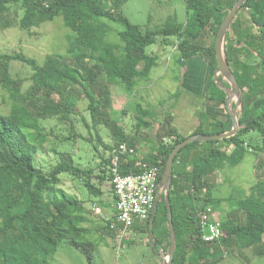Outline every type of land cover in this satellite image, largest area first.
I'll use <instances>...</instances> for the list:
<instances>
[{"label": "trees", "instance_id": "obj_1", "mask_svg": "<svg viewBox=\"0 0 264 264\" xmlns=\"http://www.w3.org/2000/svg\"><path fill=\"white\" fill-rule=\"evenodd\" d=\"M235 1L185 0L184 22L173 15L163 25L152 28L130 21L121 12L124 0H0V11L6 10L9 2L22 4V29L37 25L39 20L60 16L76 34L73 42L68 41L64 54H49L42 63L22 52H0V86L11 99L9 112H0V264H52L50 258L63 240L91 260L95 244L84 238L87 228L82 224L83 202L59 187L60 175L67 173L78 178L89 193L100 196L93 205L109 207L110 203L102 200L101 186L92 181L94 168L83 166L75 157L81 133L74 126L66 135L55 133L56 128L67 123L72 125V116L81 114L78 101L86 99L92 128L104 124L113 131L112 144L103 143L98 135V142L105 150L122 141L134 146L113 119L116 110L112 106V87L121 85L127 94H133L139 79L148 78L157 64L158 55L148 54L146 48L157 41L168 44L172 36L177 38L180 63L202 56L216 68L215 37ZM242 10L248 11V23L240 15ZM102 18L124 25L117 33L119 43L106 40L109 28ZM263 21L264 0H246L225 37L226 60L243 90L239 131L221 140L190 142L174 158L169 190L176 234L172 264H224L227 256L232 257V264H238L242 261L237 258L248 249L257 256L264 255V159L256 164L257 180L250 187V193L228 197L213 194L216 171L239 164L247 153L258 156L264 150ZM12 60L21 61L32 70L31 84L25 91L23 80L12 77L9 72L8 61ZM214 90L225 101V92L217 85ZM138 110L140 113L142 107ZM169 115L163 123L164 137L169 139L165 141L160 136L154 151L142 159L146 166L160 165L159 180L168 154L187 137L168 123ZM49 119L55 120V125L46 131L42 123ZM141 122L149 124L143 118ZM231 126L230 118L220 121L205 114L193 134L220 133L230 130ZM48 141L55 157L45 169L35 162L37 152ZM94 149L98 150L96 146ZM89 153L88 163L94 159L93 153ZM101 157L96 174L99 184L107 179L111 181L110 159ZM138 158L136 155L128 157L127 163L122 162V172L143 170V166L136 164ZM113 201L116 202L114 193ZM226 202L224 210L222 205ZM208 205L217 214L226 212L225 217L218 214L222 235L214 241L202 239L200 212ZM150 217L151 213L144 223L136 222L130 229L146 236L147 245L160 262L155 248L162 247L167 254L170 242L163 193L153 222L154 245L150 242ZM113 219L114 223L118 221L116 213ZM111 223L105 225L109 234L119 232L120 223L115 228Z\"/></svg>", "mask_w": 264, "mask_h": 264}, {"label": "rangeland", "instance_id": "obj_2", "mask_svg": "<svg viewBox=\"0 0 264 264\" xmlns=\"http://www.w3.org/2000/svg\"><path fill=\"white\" fill-rule=\"evenodd\" d=\"M122 2V1H121ZM121 12L129 18L133 23L145 26L150 25L152 28L163 25L168 16L176 15L178 20L184 22L187 17V8L185 0H124L121 4ZM117 9V8H116ZM247 10H242L240 15L243 17L244 22H247ZM23 15V6L20 2H9L6 4V10L0 11V52L1 53H17L23 54L35 58L39 63H42L47 55L59 53L64 54L68 47V41H74L76 36L69 27H67L60 16L55 17L53 20H39L38 24L29 28L22 29L20 27V19ZM109 28L105 38L107 41L119 43L118 31L124 28V25L120 22L109 21L103 19ZM261 23H264L261 22ZM170 43L163 44L157 41L149 45L146 48V52L152 55H158L157 64L152 68L150 77L155 78V84L143 93V99H139L138 96L134 99L130 95L129 105L134 104V107L141 106L145 112H149L156 115L155 118H151V121L161 119V115L166 113L170 114V120L168 123H172L171 108L176 104V98L181 92L179 87V77L182 65L188 63L190 59H187L185 63H180L178 60L179 53L177 48V38L172 36L169 38ZM206 43H210L209 40ZM171 61V62H170ZM9 72L14 78H21L22 90L25 91L31 84V68L18 60L8 61ZM169 65V67H167ZM161 76H158L159 74ZM147 96V97H146ZM180 96V95H179ZM137 101V102H135ZM116 114L113 119L117 125L122 128L123 116L120 110L121 106L117 99L114 98ZM88 101L82 99L78 101V108L81 111L80 115H74L73 124L67 123L56 128L55 133L66 135L68 130L72 126L76 131L81 133V138H78L77 149L74 151L77 161H80L83 166H89L94 168V176L92 181L100 185L104 191V197L110 201L112 198L111 181L109 179L99 184V180L96 178V174L99 173V163L102 160V155L106 158L109 157V150H105L104 145L98 142V135L105 144H112L114 142L113 131L109 126L104 124H96L95 128H92L91 116L87 110ZM11 107V99L8 96V92L0 86V112L8 113ZM137 117L132 116L135 129L147 128L146 122H141V119L147 120L144 112L136 110ZM238 114H240V108H238ZM139 122H141L139 126ZM149 122V121H147ZM160 122V120H158ZM138 123V124H137ZM150 123V122H149ZM46 131L50 130L55 125V120L44 121L42 125ZM88 124V126L86 125ZM150 126V125H148ZM208 128V127H206ZM209 129V128H208ZM98 133V134H97ZM150 129L148 136H150ZM113 137V138H112ZM91 140L86 142L85 139ZM51 146L50 141L46 142L45 146L39 150L36 154V166L49 168L51 162L54 161V153L49 149ZM94 146L98 150L94 149ZM156 146L155 140L148 141V147L143 150V154L152 153ZM63 149V146H60ZM92 152L94 159L88 163L89 155ZM147 154V155H148ZM137 155V154H136ZM264 159V150L255 156L252 153H247L244 159L235 166H226L223 170L216 171L215 181L216 188L213 190V194L216 197H228L229 195L238 196L240 193H250V187L257 180L255 170L256 164ZM57 160V159H56ZM61 183L59 187L63 188L68 193L77 196L82 200L84 209H89L93 213L96 205L93 202L98 201L101 197L95 196L89 193L88 189L84 186L83 182L78 178H75L67 173H62ZM163 190H160V194ZM227 202L223 203L222 208H227ZM94 208V210H93ZM103 209L107 214L111 213V208L108 206ZM95 213V212H94ZM225 217L226 212L218 213ZM86 223V222H85ZM84 226H91L85 224ZM90 223L93 225L104 224V221L100 220V217L92 214ZM132 229H129L124 235L118 233L117 236L111 237L104 231L90 230L84 232L86 239L92 240L95 244L93 255L91 260L88 261L87 256L80 252L78 249L67 244L65 240L61 241L56 253L50 258L52 264H161L154 256L152 249L144 243L146 236L143 235V243L139 241L138 236L132 237ZM129 235V237H128ZM137 239L128 241L127 239ZM145 237V238H144ZM245 255L239 256L237 259L242 263L238 264H264V255L257 256L253 250H245ZM166 255V252H164ZM238 255V252H237ZM224 264H232V257L227 256Z\"/></svg>", "mask_w": 264, "mask_h": 264}, {"label": "crops", "instance_id": "obj_3", "mask_svg": "<svg viewBox=\"0 0 264 264\" xmlns=\"http://www.w3.org/2000/svg\"><path fill=\"white\" fill-rule=\"evenodd\" d=\"M171 62V61H170ZM186 62V61H185ZM169 67V65H167ZM181 67L180 77H179V87L181 92H179L178 97L176 98V104L177 108L175 109V106L171 108V112L173 116L172 117V126L176 128V130L184 135H192L194 130L197 128V126L200 124L201 118L206 114L210 118H215L220 121H226L228 118L231 119V111L233 107L236 106V99H232L231 101V107H227L225 101H222V95L221 94H215L214 85L216 84L215 81V67L208 61L206 58L202 56H196L191 58L187 65L184 64ZM164 73L159 74L158 76H161ZM155 78L148 77V78H141L139 79L135 91L133 92V96H131L133 99L138 96L139 99H143V93H146L147 90H150V88L155 84ZM224 86L228 87V83L225 80H222ZM220 88V87H219ZM221 89V88H220ZM223 90V89H222ZM224 91V90H223ZM117 97L119 103H120V110L122 112L123 116V124L122 129L125 136H127L128 140L131 141V143L134 144V147L136 149L137 156L139 157L138 161H142L143 164L145 162L142 160L144 155L143 150L148 147V141L153 139L155 140L156 146L159 141V137L162 136L163 140L166 141V139H169L168 136H165L166 128L164 127L163 123L167 118L168 113L165 115H161L160 122L158 120L151 121V118H155L156 115H153L149 112H145L143 109L141 110V113L144 112L147 118L145 121H149L150 123L145 129H135L133 128L134 124L131 123L129 120H133L132 116L137 117V108L134 107V104L131 103L129 105V99L131 98L129 94H127L124 91V88L121 85L113 86L111 89V98H112V106L113 109L116 110L114 98ZM147 97V96H146ZM137 102V101H135ZM238 106H236L237 109V115L238 114ZM232 121V120H231ZM138 124V123H137ZM232 127V126H231ZM150 129V136H148ZM114 137V136H113ZM112 137V138H113ZM155 148V147H154ZM102 189V188H101ZM112 193V192H111ZM104 191L102 195V200L105 202L110 203L109 207L111 208V213L107 214L103 209L104 206H98L100 208L99 212H96L94 210L93 213H90L91 211L89 209H84V222L82 223L89 224L91 226H84L87 228V232L90 230H95L96 228L99 231H104L107 234H109V230L105 228V225L112 221L111 227L115 228L118 225V221L114 223L113 215H115V202L113 201V193L112 198L110 201L104 197ZM92 214L96 215L97 217H100L101 221H104V224H98L93 225L90 223ZM132 237L133 236H140L138 239L143 243V234L137 231H134L132 229ZM131 232V233H132ZM118 231H113V233H110L109 235L111 237L117 236ZM129 237V235H128ZM127 239L128 241H133L137 239ZM85 238V237H84ZM86 239V238H85ZM144 243L147 244V239H145ZM148 246V245H147Z\"/></svg>", "mask_w": 264, "mask_h": 264}, {"label": "built area", "instance_id": "obj_4", "mask_svg": "<svg viewBox=\"0 0 264 264\" xmlns=\"http://www.w3.org/2000/svg\"><path fill=\"white\" fill-rule=\"evenodd\" d=\"M136 149L122 141L109 150L111 187L115 196V210L121 227L119 232L124 235L136 222L144 223L150 216L155 197L160 193V165L146 166L136 162L144 169L139 172H122V162L127 163L128 157L136 156ZM99 212L100 208L95 207ZM202 239L214 241L222 235L221 219L214 209L208 205L200 212Z\"/></svg>", "mask_w": 264, "mask_h": 264}, {"label": "water", "instance_id": "obj_5", "mask_svg": "<svg viewBox=\"0 0 264 264\" xmlns=\"http://www.w3.org/2000/svg\"><path fill=\"white\" fill-rule=\"evenodd\" d=\"M246 0H236L232 7L228 10L226 16L224 17L221 25L219 26V29L217 31L216 37H215V57L217 66L215 69V81L218 87L224 90L225 92V103L227 107H231V101L232 99H236V106L240 108V112L243 108V90L240 87L232 69L229 67L228 62L226 60L225 56V37L228 31V28L236 15L239 8L242 6V4ZM225 80L228 83V87L224 86L223 81ZM236 106L233 107L231 111V120H232V127L228 131L215 133V134H192L187 136L182 141L175 144V146L172 148L170 153L168 154V157L165 162V168L163 170V173L161 175V178L159 180V187L160 190H163V197L164 202L166 205L167 210V217L169 221V234H170V242H169V249L167 254H164V249L160 247L159 249L155 248V251L157 253V256L160 260L161 264H172L173 257L176 250V234L175 229L172 221V209H171V203L169 198V190L171 187V181L173 177V162L175 156L178 154V152L186 146L188 143L193 141H210V140H221L230 136L235 135L239 129H240V123L239 118L237 115V109ZM159 196L160 193H158L155 197L150 222H149V231H150V242L152 245L155 243V235L153 232V222L156 215V211L158 208L159 203Z\"/></svg>", "mask_w": 264, "mask_h": 264}, {"label": "bare ground", "instance_id": "obj_6", "mask_svg": "<svg viewBox=\"0 0 264 264\" xmlns=\"http://www.w3.org/2000/svg\"><path fill=\"white\" fill-rule=\"evenodd\" d=\"M118 135V134H117Z\"/></svg>", "mask_w": 264, "mask_h": 264}]
</instances>
